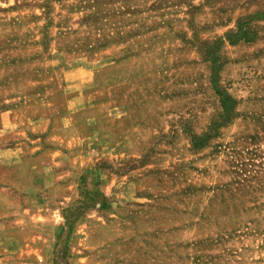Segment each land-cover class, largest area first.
I'll list each match as a JSON object with an SVG mask.
<instances>
[{"label":"rangeland","instance_id":"1","mask_svg":"<svg viewBox=\"0 0 264 264\" xmlns=\"http://www.w3.org/2000/svg\"><path fill=\"white\" fill-rule=\"evenodd\" d=\"M0 264H264V0H0Z\"/></svg>","mask_w":264,"mask_h":264}]
</instances>
